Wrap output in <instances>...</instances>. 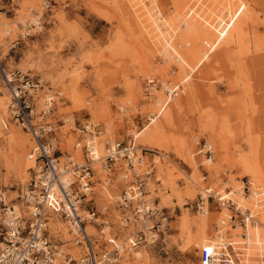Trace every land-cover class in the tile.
I'll return each mask as SVG.
<instances>
[{"label":"rangeland","instance_id":"1","mask_svg":"<svg viewBox=\"0 0 264 264\" xmlns=\"http://www.w3.org/2000/svg\"><path fill=\"white\" fill-rule=\"evenodd\" d=\"M44 1L2 2L0 96L6 95L9 98V105L10 95L4 71L30 72L35 78H42L45 84L38 94L37 109L38 112L51 109L44 121L56 127V134L60 137L59 145L65 155L73 153L76 143L84 139L86 134L82 133V130L89 123L99 135L100 144H105L106 139H110L111 136L114 141L127 142L136 131H141L148 125L151 114L148 112L149 105H146L144 97L147 98V102L152 97L145 92L149 77L142 75L143 67L149 66L142 61L148 51L147 43L139 32V24L133 16L128 0H47L51 8L46 10L43 28L39 30L20 27L32 16V11L40 14L44 12L42 8ZM174 1L176 0H159L158 6L166 18L173 15ZM248 1L254 15L257 13L250 27V35L258 34L264 40V0ZM6 28H10L12 33H5ZM238 49V47L226 51L217 49L215 52L218 54L210 56L204 66L193 73L191 79L193 86L188 90L190 100L186 101L183 94L175 98L179 102L182 101V106L174 108L170 113V120L166 121L164 116L159 120L165 131L161 144L141 146L137 140L140 152H144L148 164L154 167V175L147 185L150 192L148 199L169 216L170 223L164 242L157 246L138 249L143 254L141 260H135L133 252L128 253L121 264L125 259H128L129 264H202V248L197 247L198 242L202 238L211 240L214 237L212 234H216L218 228L216 218L219 221L233 214L231 209L224 208L216 199H211L209 220L206 222L198 220L201 212L199 193L207 187L234 196L232 198L228 196L226 199H231L243 211L252 212L254 220L251 224L257 225L260 221L261 215L257 213L258 210H255L256 208L247 200L254 187L252 178L243 170L229 169V163L225 160L228 152L232 158H236L235 151L238 148H243V154H249L254 146L264 164V50L253 54L254 57L248 61L243 59L247 55L251 58L252 52L243 55ZM34 50L39 52L35 53ZM153 51L150 53L152 66H166L167 63L163 61L159 51L156 48ZM169 71L171 76L168 77V81L176 83L177 80L180 84L178 68L171 64ZM152 77L159 83L162 80L160 75ZM49 95L54 101L46 105ZM131 100L132 103L128 102ZM175 100L171 103L174 104ZM121 105L126 106L124 112L121 111ZM206 113L216 120L214 134L220 132L219 129L225 125L230 131H226L224 135L227 142L225 148L222 139H217L216 135L212 136L210 132H205L200 127L194 129L200 121L206 119ZM6 119L8 124L18 129L21 134L26 133L11 120L10 111ZM223 131L220 132L221 136ZM182 137L187 138V147L181 146ZM210 139L214 141L211 155L206 153V149L202 150ZM188 147L195 155L193 156L195 165L186 162L184 148L188 150ZM76 155L78 159L82 157L80 151ZM211 158L209 165L207 160ZM61 161H65V156ZM172 163L186 175L178 169L174 170ZM97 166L98 178L103 180L105 174L100 165ZM217 173L221 174L223 182L220 183L216 179ZM32 175L33 171L26 182L21 180L19 167L10 156V145L4 138H0V191L7 194L9 201L14 200L15 205L23 203L17 200V197ZM188 176L194 180H201L203 176L206 178L205 184L202 182V190L198 189L192 196ZM231 176L237 178V188L240 187L238 189L242 190L239 191L241 194L235 192L236 187L232 185L233 182H229ZM172 184L177 187L178 193L174 191ZM125 188V183H120V178H117L110 188L104 189L97 184L94 191L98 207L111 208L116 223L115 234L122 240L126 239L128 231L117 225L120 211L117 209L114 196L121 194ZM241 219V217L237 219L235 226L229 221V225L222 229L226 236L223 241L227 243L235 264H264V251L261 247L256 250L251 249L249 245L247 249L241 247L247 243L246 235L249 232L248 227L245 228L239 223ZM59 226L57 223L53 225V229L63 231L64 237L68 239L64 232L67 227ZM93 232L96 233L95 230ZM263 239L262 234L261 245ZM1 240L0 236V243ZM65 251L74 254L79 252L73 243H69Z\"/></svg>","mask_w":264,"mask_h":264},{"label":"built area","instance_id":"2","mask_svg":"<svg viewBox=\"0 0 264 264\" xmlns=\"http://www.w3.org/2000/svg\"><path fill=\"white\" fill-rule=\"evenodd\" d=\"M3 1L0 0V14ZM7 1L14 3L15 0ZM42 8L44 14L37 18L39 27L45 24L46 10L51 8L49 1L46 0ZM37 23L29 24V27L38 28ZM4 75L10 95L11 120L38 140L33 175L27 191L21 189L17 197V200L23 201L22 209L25 211L22 214L16 212L14 200H7V194L0 192V264H55V258L63 264H121L128 253L164 242L168 219L142 199L146 195L148 181L154 175V167L150 165L140 171L143 160L138 157L136 138L131 136L127 142H119L117 148L106 156L104 165L108 171L101 180L93 166L97 161L88 145L92 143L85 140L93 125L89 123L82 130L87 134L79 141L84 144L83 158L78 160L73 155H65L59 145L56 127L44 122L51 109L40 112L37 109L38 94L45 81L35 78L30 72L4 71ZM157 82L156 78L147 80V95L159 88ZM175 95L176 92L166 91V96L170 98ZM205 149L207 154L213 153L207 144L202 147V150ZM64 156L63 162L61 159ZM66 175L72 179L69 184H63ZM117 178L126 185L121 194L114 196L120 211L117 225L128 231L125 240L115 234L116 223L111 208L98 207L94 197L97 184L104 189L110 188ZM206 196L208 201L216 199L222 207L232 210L230 222L234 225L240 217L239 223L245 228L252 220L251 213L243 211L231 199L227 200L211 190ZM203 202L204 197L201 196L200 203ZM53 217L65 224L73 239L68 240L61 230L53 229V225L57 224ZM72 241L79 250L77 254L65 251ZM220 254L213 255L204 249L201 262L233 261L228 248H224Z\"/></svg>","mask_w":264,"mask_h":264},{"label":"bare ground","instance_id":"3","mask_svg":"<svg viewBox=\"0 0 264 264\" xmlns=\"http://www.w3.org/2000/svg\"><path fill=\"white\" fill-rule=\"evenodd\" d=\"M44 2H43V5H44ZM128 3L131 7V11L133 12L134 18L139 24V27H138L139 32L140 34L143 35V39H145V42L147 43V46L145 44L144 45L148 48V51H146V53L144 54L145 55L144 59L143 60L141 59V60L144 62V64L146 63V65H149V66L143 67L144 72L142 73V75L148 76L149 80L154 79V77H152L153 75H160L162 79L160 83L157 82V86L161 87V90H159V88L154 89V91H152V94H151L152 97L148 102H147V98L144 97V100L146 101V105L147 106L149 105L148 112L151 114L150 117L148 118L149 120L148 125L143 130L136 131L134 134V137L136 138L135 143L137 147L136 150L138 152V157L141 158V160H143L142 167L140 169L141 171L144 169V167H148L150 165L148 164L147 162L148 160H146V157L143 155L144 152L143 153L140 152L139 145L147 146V144H157V145L161 144L160 142L163 139L165 131H164V126L162 125V123H159L160 122L159 120L162 116H164L166 121L170 120L171 119L170 113L174 110V108L175 107L180 108L182 106L183 104L182 101L180 100L179 102V100H175V98H178L182 96L183 94L186 97V101L190 100L188 90H190L193 86V84L191 83L193 73L196 71H199L201 67L204 66L205 62L210 58V56H216L218 53H216L215 51L219 48H221L222 51L223 50L226 51V49L229 50V49H234L238 47L239 48L238 50H240L243 55L250 54L252 52L251 58L247 57L248 56L247 55L243 59V60L248 59V61H250L254 57L253 54H255L256 52L258 53L261 50H264V40L262 39L261 36H258V34H253V36L250 35V27L254 20V17L257 16V13L256 15H254V12L251 10L248 0H176L173 3V5L175 6V9L174 11L172 10L173 15H171L170 18H166L162 10L159 8L158 6L159 0H148L147 2L146 0H128ZM42 14H44L43 11H42ZM42 14L37 13V12L34 13L32 11V16L25 21V24H21L20 27L29 28V24L32 25V23H37V18L41 17ZM37 26H38L37 29L39 30L43 28V27H39L38 23H37ZM4 30H5V33H8V34L12 33V30L10 28H6ZM1 33L2 31L0 30V37H1ZM25 35H28V34L25 33ZM154 48H156V50L159 51L158 53H160L161 57L163 58V61L167 63L166 66L165 65H162V67H157L155 65L152 66L153 62L150 61V58H151L150 56L152 54L150 55V53L153 51ZM239 57H241V55ZM171 64H174L176 68H178V71H179L178 77L180 78L179 79L180 84L177 82V80H176V83L168 81L169 80L168 77L171 76L170 71H169ZM135 85L137 86V84ZM166 91L171 92V93L176 92V95H175L176 97L172 96L170 98L166 96ZM140 95H143V94H140ZM8 99L9 98L6 95L0 96V138H4L7 141V143L10 145V156L13 157L14 161L17 163V166L19 167L21 180L23 182H26V180H28V178L30 177L31 171H33L35 168L34 158L36 155L35 149H36V142L38 139L36 140V138H34L32 134H29L27 132L24 134L23 133L21 134V132L18 129H15L8 124L9 123L7 122L8 119H6V115L9 111L8 110V107H9ZM52 100L53 99L49 95L48 100L45 102L46 105L52 104L51 103ZM172 100H175L174 104L171 103ZM132 101L133 100L128 101V102L132 103ZM123 105H121L122 112L125 111V107H126ZM207 115L208 114L206 113V119L203 120V122L200 121L198 125L194 127V129H197L198 127H200L203 130H205V132L206 131L210 132L212 136L216 135L215 137L217 139L219 140L222 139L223 148H225L227 142L225 140L226 136L224 135L226 134V131L228 132L230 131L227 130V127L225 125V126H222V129H219L220 132H222L223 127H224L222 136L219 131H217L218 135L214 134V128L217 126L216 120L215 118L209 117V115L208 116ZM44 122L46 123V121ZM222 123L224 124L225 122L223 121ZM178 137H181V136L178 135ZM85 140L88 143H92L88 145L91 146L90 150L93 153V158L97 161L93 164L94 168L96 169L97 172H99L98 170L99 168H97L98 167L97 165H100L99 167L102 169L103 173L107 174L106 171L108 170H107V167H105L104 165L107 161L106 156L109 155V153L112 150H115L117 148V144L119 142L114 141V139L111 136L110 139H106L105 144L104 143L100 144L99 135L93 128H91V131L86 136ZM137 140H139V145L137 144ZM168 141H165V142H168ZM180 141H181L182 147H187V143H188L187 138H183ZM212 142L214 143L213 139H210V142L207 143V147H209L213 151ZM83 146L84 144L79 142V147L77 150L74 149L73 153H67V152L66 153L68 155H73L76 159H78L76 154L78 151H80L82 157L80 158L79 156L80 159L78 160H81L83 158V150H82ZM184 149L186 150V157H185L186 162L190 163V165H195L193 162V159H194L193 156L195 155H193L192 150L189 147H188V150L186 148ZM242 149L243 148H238L235 151V153H237L236 158H232L231 154L228 152L225 160H227V163H229V166H228L229 169L231 168L234 170L236 169H239L241 171L243 170L248 176L252 178V183L254 187L252 188L250 195L247 197V200L250 201L251 205L254 206V208H256L255 210H258L257 213L259 212L261 217L257 225L251 224L254 220V217L251 218L252 220H250L247 225L248 227L247 230H249V232L246 235L247 243H244L242 245L241 244L242 242H241L240 244L242 245L241 247L244 246L245 249H247L248 248L247 245H249L251 249L256 250L261 247L264 251V239H263L262 245L260 244L261 235L263 234V237H264V164L262 163L260 156L257 154V151L254 148V146H252L251 150L249 151V154H243ZM79 154L80 153H78V155ZM211 160L212 158L207 160V162H209V165H211ZM172 166L175 168L174 170L176 169L179 170L176 164L172 163ZM181 173L183 175H186L184 172H181ZM217 174L218 175L216 179L220 181V183L223 182L222 176H220L221 174L220 173H217ZM61 176H62V172H61ZM188 179L190 180V184H191L190 186L191 196L194 195L198 189L202 190L203 183L206 180L205 176H203L201 180L199 179L194 180L190 177ZM71 181L72 179L70 178V176L66 175V177L64 178L63 184L64 183L69 184V182ZM229 182H233L232 185L236 187V189H234L235 192H238V194H241L240 192H242V190L238 189L240 187L237 188L238 186L237 178H234L231 176ZM27 186L28 184L22 188L23 192L27 191ZM218 186H220V184H218ZM172 187L174 191L176 190V192L178 193L177 187L175 185H173ZM210 190L218 195L220 194L224 198L228 196H230L231 198L234 197V196H231L230 193L228 194L221 193L220 191L213 190L211 187L205 188L202 192L199 193L200 201H201V196L204 197V202L203 203L199 202V206L201 205L200 207L201 212L199 213L200 216L198 220L200 221L202 220L206 222L209 220V216H210L209 201H208L206 194ZM0 192H3V191H0ZM149 193L150 192L148 191V188H147L146 195L143 196L142 199L147 200L148 205L151 208L158 209L161 211L160 213L163 214L164 213L163 210L159 209L158 205L153 204L152 202L149 201L148 199ZM222 194H225L226 196ZM238 194L236 193V195ZM158 195L160 194L158 193ZM22 208H23L22 203L19 205H15L16 212L20 214H22ZM164 215L168 219V222L165 228V233H166L167 227L170 223V218L167 214L164 213ZM53 218H54L53 220L56 221L58 225L65 226V224L62 223L60 220L57 221L56 217H53ZM230 219H231L230 215L228 218L220 219L219 221L216 218L215 221L218 227L215 232L216 234H212V237L213 236L214 237L211 240L202 238L198 242L197 247L202 248V250L208 249L213 255L220 254V253L222 254L223 249L228 248L227 243L223 241L224 238H226V236L225 234H223L222 229L229 225ZM64 232L67 238L69 237L68 239L71 240L70 239L71 235L68 233V230L66 228L64 229ZM240 233L241 232H239V234ZM70 243H73V241ZM237 244L239 245V243ZM133 253H134L135 260H141L143 254L140 250L133 251ZM60 257H63V256H60ZM127 260L128 259H125L123 261V264H129ZM54 263L63 264V262L58 258L57 259L55 258ZM210 264H235V261L233 260L229 263H225L224 261L221 260L219 262L210 263Z\"/></svg>","mask_w":264,"mask_h":264},{"label":"crops","instance_id":"4","mask_svg":"<svg viewBox=\"0 0 264 264\" xmlns=\"http://www.w3.org/2000/svg\"><path fill=\"white\" fill-rule=\"evenodd\" d=\"M42 49H43V47H42ZM34 52H35V53H38L39 51H38V50H34ZM44 60L46 61V57H45Z\"/></svg>","mask_w":264,"mask_h":264}]
</instances>
